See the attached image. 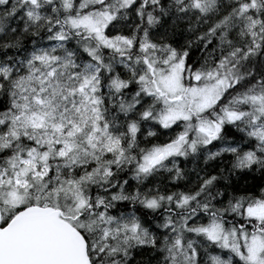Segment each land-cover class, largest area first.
Returning a JSON list of instances; mask_svg holds the SVG:
<instances>
[{"label": "snow or ice", "instance_id": "1", "mask_svg": "<svg viewBox=\"0 0 264 264\" xmlns=\"http://www.w3.org/2000/svg\"><path fill=\"white\" fill-rule=\"evenodd\" d=\"M0 264H264V0H0Z\"/></svg>", "mask_w": 264, "mask_h": 264}]
</instances>
